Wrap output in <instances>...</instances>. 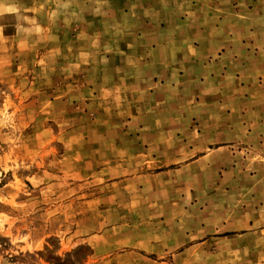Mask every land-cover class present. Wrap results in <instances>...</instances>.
<instances>
[{
	"label": "rangeland",
	"instance_id": "374dc122",
	"mask_svg": "<svg viewBox=\"0 0 264 264\" xmlns=\"http://www.w3.org/2000/svg\"><path fill=\"white\" fill-rule=\"evenodd\" d=\"M223 2L0 0V264H264V86L204 74Z\"/></svg>",
	"mask_w": 264,
	"mask_h": 264
},
{
	"label": "crops",
	"instance_id": "0c3cea01",
	"mask_svg": "<svg viewBox=\"0 0 264 264\" xmlns=\"http://www.w3.org/2000/svg\"><path fill=\"white\" fill-rule=\"evenodd\" d=\"M215 5L218 6V4ZM222 7H225L226 11L231 14L227 15V17L218 15V24L224 23L226 17L227 20H232L233 24H237L238 27H234L233 30L227 29L226 42L218 50L208 51L207 53V55L221 53L222 56L225 54L228 61L227 64L209 65V68L204 70V74L212 78L217 73L222 78L223 73L229 72L232 75L231 78L240 86L252 85L253 82L264 86V0H225L222 3ZM242 10L245 17L235 19L236 13ZM227 23H230V21ZM214 27L216 28V25ZM199 33L200 28L198 27L196 28V34L199 35ZM252 47H256L258 50L255 51ZM223 50H225L224 53ZM244 59H254L252 61L259 62L260 67L255 69L259 73L254 74L255 76L251 79L248 78V75L252 74L254 72L253 68L256 67L250 65L248 68L247 61Z\"/></svg>",
	"mask_w": 264,
	"mask_h": 264
}]
</instances>
